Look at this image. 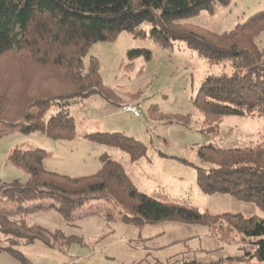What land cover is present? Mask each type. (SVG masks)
<instances>
[{
  "label": "trees",
  "instance_id": "16d2710c",
  "mask_svg": "<svg viewBox=\"0 0 264 264\" xmlns=\"http://www.w3.org/2000/svg\"><path fill=\"white\" fill-rule=\"evenodd\" d=\"M232 1L0 0V60L15 51L52 73L50 89L45 94L21 95L24 106L14 122L7 118L11 111L0 107V138L20 131L24 134L41 132L55 140H71L77 135L76 121L69 112L72 100L100 94L117 103L114 100L117 94L103 82L98 59L92 56L87 69L84 59L93 43L113 41L123 31L137 38L153 39L165 48L184 42L210 65L231 67L229 71L208 75L199 88L194 102L205 117L204 131L212 133L209 127L213 125L219 130L228 115L264 117V47L256 41L264 32V10L224 32L184 23L202 11L214 15ZM141 56L151 58L152 53L147 48L128 52L130 61ZM42 89V92L47 90ZM118 99L123 101L121 97ZM53 105L58 107L52 114L49 110ZM34 108L35 111H30ZM151 110L152 116H159L156 107ZM175 117L190 118V115ZM208 121L213 125H208ZM85 137L128 152L132 161L140 160L148 152L142 142L121 132H94ZM47 154L41 148H14L8 160L14 167L26 171L28 179L4 182L0 187V241L5 235L10 243L5 247L0 245V251L18 257L22 264L32 263L19 250L21 245L41 242L63 249L76 238L59 229L52 232L41 224H28L24 215L12 216L9 206L12 210L24 209L26 215L54 207L69 222L89 202L102 200L119 209L123 222L136 225L173 221L211 226L225 219L232 229L249 239L255 252L245 251L243 255L209 264H242L254 257L264 262L262 217L229 212L213 214L192 205L157 199L140 191L126 168L107 154L101 156V168L96 173L82 176L48 170L44 164ZM198 157L209 165L196 166L197 181L204 192L230 194L254 202L264 210L263 144L222 148L209 143L198 148ZM186 164H190L189 161ZM38 201L43 203L28 208L30 202ZM178 264L200 262L188 260Z\"/></svg>",
  "mask_w": 264,
  "mask_h": 264
},
{
  "label": "rangeland",
  "instance_id": "374dc122",
  "mask_svg": "<svg viewBox=\"0 0 264 264\" xmlns=\"http://www.w3.org/2000/svg\"><path fill=\"white\" fill-rule=\"evenodd\" d=\"M261 10H264V0H233L214 15L202 11L184 23L215 32L230 31ZM256 41L264 47V32ZM137 48L149 49L151 58L141 56L130 61L128 52ZM92 56L99 61L104 84L117 94L114 100L120 104L100 94L72 100L69 112L76 121L77 135L71 140H55L41 132L24 134L20 131L0 138V187L4 182L28 179L26 171L14 167L8 160L16 147L46 150L45 167L69 176L96 173L101 168V156L107 154L126 168L140 191L157 199L192 205L213 214L229 212L264 218V210L254 202L230 194H208L197 181L196 166H209L198 157L200 146L209 143L222 148L264 145V117L256 115H228L219 130L209 121L208 125H213L209 127L212 133L203 130L205 117L194 102L199 88L208 75L229 71L230 66L210 65L184 42L165 48L153 39L137 38L127 31L113 41L93 43L84 59L86 69ZM51 75L48 69L30 63L19 52L2 57L0 107L11 111L7 116L11 123L24 106L21 95L45 94L50 89ZM43 87L47 89L44 92ZM127 104L136 106L141 116L124 110ZM57 107L53 105L50 113L57 112ZM154 107L159 116H152ZM178 115H190V118L175 117ZM94 132H121L134 137L147 147V155L132 161L128 152L85 137ZM188 161L190 164H186ZM43 202H30L28 208ZM8 209L16 218L24 215L28 224H41L52 232L59 229L76 238L63 249L41 242L19 246L32 264H178L188 260L209 264L243 255L245 251L255 252L249 239L232 229L225 219L211 226L173 221L136 225L123 222L119 209L104 200L89 202L69 222L54 207L37 209L27 215L24 209L12 210L11 206ZM0 245H10L5 235ZM0 264L22 262L2 250ZM242 264L264 262L254 257Z\"/></svg>",
  "mask_w": 264,
  "mask_h": 264
},
{
  "label": "built area",
  "instance_id": "2783aa9c",
  "mask_svg": "<svg viewBox=\"0 0 264 264\" xmlns=\"http://www.w3.org/2000/svg\"><path fill=\"white\" fill-rule=\"evenodd\" d=\"M123 109L129 112H132L133 115L139 117L141 116L139 110L137 109L136 106L132 105V104H127L123 106Z\"/></svg>",
  "mask_w": 264,
  "mask_h": 264
}]
</instances>
